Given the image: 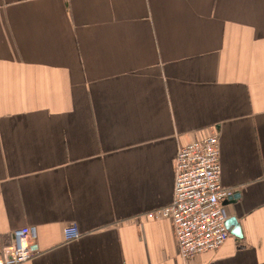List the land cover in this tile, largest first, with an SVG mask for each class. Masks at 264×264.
<instances>
[{
	"label": "crops",
	"instance_id": "0c3cea01",
	"mask_svg": "<svg viewBox=\"0 0 264 264\" xmlns=\"http://www.w3.org/2000/svg\"><path fill=\"white\" fill-rule=\"evenodd\" d=\"M213 134L241 237L183 261L147 214ZM0 183L24 264H264V0H0Z\"/></svg>",
	"mask_w": 264,
	"mask_h": 264
},
{
	"label": "built area",
	"instance_id": "2783aa9c",
	"mask_svg": "<svg viewBox=\"0 0 264 264\" xmlns=\"http://www.w3.org/2000/svg\"><path fill=\"white\" fill-rule=\"evenodd\" d=\"M220 175L216 134L180 147L175 162L172 202L147 214L149 219L171 220L178 255L183 261L217 250L229 237L225 226L227 215L221 202L232 192L221 186ZM79 235L74 224L63 230L65 242ZM38 252L31 230L21 228L13 232L12 243L0 250V264H24Z\"/></svg>",
	"mask_w": 264,
	"mask_h": 264
},
{
	"label": "water",
	"instance_id": "95a60500",
	"mask_svg": "<svg viewBox=\"0 0 264 264\" xmlns=\"http://www.w3.org/2000/svg\"><path fill=\"white\" fill-rule=\"evenodd\" d=\"M225 226H226L230 235L238 237V238L241 237L240 228H239V225H238L237 220L235 218H233V217L228 218L226 220Z\"/></svg>",
	"mask_w": 264,
	"mask_h": 264
}]
</instances>
